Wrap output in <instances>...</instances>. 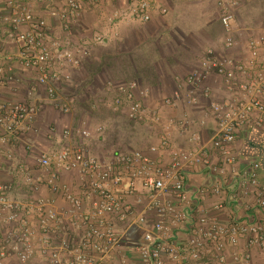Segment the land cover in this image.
Returning <instances> with one entry per match:
<instances>
[{
  "label": "built area",
  "instance_id": "2783aa9c",
  "mask_svg": "<svg viewBox=\"0 0 264 264\" xmlns=\"http://www.w3.org/2000/svg\"><path fill=\"white\" fill-rule=\"evenodd\" d=\"M39 1L50 4L56 0ZM103 1L113 0H65L63 7L55 10L56 15L70 29V20L84 6L91 9ZM216 1L227 35L225 45L231 50L237 44L235 11L242 0ZM0 3L8 10L9 32L19 47L16 54L8 55L0 42V158L13 162L16 148L26 145L30 135L39 132L41 106L29 100H8L5 90L17 84L18 78H31L27 88L30 97L43 89L57 108L69 113L71 102L69 97L62 96L60 86L72 82L73 72L81 68L91 51L86 45L75 47L55 37L47 20L36 15L26 0H0ZM157 8L155 0H129L127 8L109 19L112 36H119L122 23H149ZM162 12L165 14L167 10ZM110 39L106 34H95L93 40L106 46ZM248 51L249 67L238 64L235 70L228 68L231 62L222 63L213 51H207L201 59L202 70L188 77V82L198 87L215 74L233 95L232 99L212 106L218 129L210 147L200 143L189 152L174 150L167 166L143 152L119 153L114 162L103 164L84 149L68 145L40 156L30 150L34 166H18L27 191L38 195L44 188L49 189L68 203L65 214L54 210L52 200L37 198L29 203L13 200L10 194L14 182L4 180L0 164V264H8L12 256L22 264H65L68 259L76 264H115L113 253L121 242L113 222L115 217L126 221L128 226L139 225L145 230L144 239L136 248L143 264H253L239 245L247 237L249 246L264 250V218L255 223L234 220L226 224L207 214L193 215L194 200L186 186L187 174L202 166L212 179L209 187L198 190V198L202 201L210 195H227L228 187L239 175L228 167L237 163L234 145L240 131L264 125V34L249 39ZM249 71L253 72L251 81H238L239 74ZM137 89L136 83L116 87L114 106L130 120L139 122L146 117V111L136 98ZM165 103L172 105L169 99ZM154 122L161 123L159 115H154ZM79 133L86 138L91 135L88 131ZM194 140L200 142L199 138ZM162 148H170L167 139L163 140ZM35 169L43 172L42 176L37 177ZM258 171L259 165L253 164L244 173L240 193L236 195L248 196L252 190L264 217V185ZM65 172L79 175L78 190L59 182ZM139 187L148 194L145 212L154 213L152 223L145 213L136 214L126 205L127 197ZM66 216L82 232L78 241L67 233ZM186 230L191 235L185 242L172 243L177 232ZM229 246L234 249L230 256Z\"/></svg>",
  "mask_w": 264,
  "mask_h": 264
},
{
  "label": "crops",
  "instance_id": "0c3cea01",
  "mask_svg": "<svg viewBox=\"0 0 264 264\" xmlns=\"http://www.w3.org/2000/svg\"><path fill=\"white\" fill-rule=\"evenodd\" d=\"M64 1L56 0L47 4L39 0H26L36 15L47 20L55 37L75 47L82 44L90 47V56L80 69L73 72L72 82L60 86L62 96L70 99L71 111L65 113L57 108L43 89L34 97L27 96L31 78H18L17 84L5 90V97L15 101L29 100L41 106L39 132L31 134L26 145L16 148L13 162L0 158L2 177L14 182L10 194L13 200L22 203L37 198L52 200L58 214H65L69 209L64 199L47 188L38 195L26 189L24 176L18 166H34L35 160L30 150L35 156H40L68 145L84 149L103 164L114 162L119 153L143 152L167 166L172 161L174 150L189 152L198 148L200 143L210 147L218 129L212 106L232 99L233 95L215 74L198 87L190 84L188 77L202 70L201 59L207 51H213L222 63L231 62L227 64L229 69L235 70L238 64L249 67L248 41L253 36L264 34V0H242L236 9L234 34L237 44L231 50L225 45L227 35L221 24L216 0H155L158 8L149 23H122L116 38L112 36L109 19L127 8L129 0L103 1L91 9L84 6L77 17L70 20V29L65 28V22L58 18L55 11L63 7ZM162 9H166L167 13L163 14ZM7 17L8 10L0 3V42L4 44L8 55H14L19 47L9 32ZM95 34H106L111 38L110 42L106 46L96 44L93 40ZM125 38L134 40L132 49L130 52L121 50L117 55L129 58L132 63L140 60L149 78H117L119 72H115L112 78L105 76L104 68L111 61L109 56L100 55L99 50H120L123 46L120 43ZM142 46H148V50L142 51ZM262 56L264 59V53ZM67 71L72 72L71 69ZM251 75L253 72L249 71L239 74L237 79L249 82L252 80ZM133 83L138 85L136 98L143 103L146 111V117L139 122L130 120L123 110L114 106L117 96L115 88ZM96 85L99 86L98 91H95ZM70 86L75 89L72 94L66 91ZM83 98L86 103L81 105ZM168 99L172 105L165 103ZM155 114L160 116V124L154 122ZM84 131L90 132V137L79 133ZM66 132L71 134L65 135ZM194 138H199L200 142ZM164 139L170 142L169 149L162 148ZM234 152L237 163L228 169L233 171L234 168L239 175L228 187L225 196L210 195L201 201L197 192L210 186V174L202 166L187 174L186 186L194 200L191 209L193 215L207 214L226 224L234 220L255 223L264 218L257 208L252 190L248 196L236 195L241 190L242 176L253 164L259 165V180L264 185V125L243 128L237 137ZM42 174L35 169L37 177ZM59 182L76 190L80 185L79 175L74 172H65ZM147 195L139 187L127 197L126 205L136 214L145 213L152 223L154 213L145 212ZM113 222L121 236L120 245L113 253V262L143 264L136 248L143 241L145 230L139 225L128 226L120 217H115ZM64 226L67 233L78 241L82 232L70 217L66 216ZM150 229L154 231L153 227ZM190 235V230L177 232L171 241L183 243ZM239 249L250 255L253 264H264V250L249 246L247 237L242 238ZM233 250L229 246V256ZM7 263L22 264L16 256H12ZM65 264L76 263L68 259Z\"/></svg>",
  "mask_w": 264,
  "mask_h": 264
},
{
  "label": "rangeland",
  "instance_id": "374dc122",
  "mask_svg": "<svg viewBox=\"0 0 264 264\" xmlns=\"http://www.w3.org/2000/svg\"><path fill=\"white\" fill-rule=\"evenodd\" d=\"M133 42L134 40L130 38V40L128 38H125L121 41V45H123L122 47H120V50L111 48V49H100L99 50V54L100 55H107L109 56L108 59L111 61L110 65H107L104 70H105V76H109L110 78L113 77L115 72H119L117 78H149V76H146V72L143 70V65L142 62H140V60H135L134 63L129 61V58H120L119 55H117V53L121 50L125 51V52H130V50L132 49L133 46ZM146 47L148 46H142V51L148 50L146 49ZM116 54V56L114 55ZM115 56V57H114ZM149 74V71H147ZM108 77V78H109ZM99 85V84H98ZM96 85L95 91L99 90V86ZM66 91L69 94H72V92L75 91L74 87L70 86L67 87ZM90 95H92V92ZM28 96V94H27ZM28 99H30L29 97H27ZM88 102V101H87ZM90 102V100H89ZM81 105H83L84 103H86V99L83 98L82 101L80 102ZM83 108V106H81Z\"/></svg>",
  "mask_w": 264,
  "mask_h": 264
}]
</instances>
